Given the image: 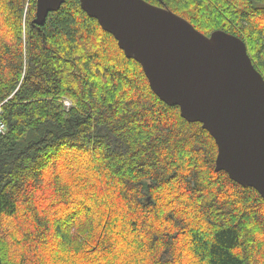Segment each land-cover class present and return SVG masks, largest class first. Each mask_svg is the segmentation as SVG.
<instances>
[{"label": "trees", "instance_id": "1", "mask_svg": "<svg viewBox=\"0 0 264 264\" xmlns=\"http://www.w3.org/2000/svg\"><path fill=\"white\" fill-rule=\"evenodd\" d=\"M242 38L264 76V0H147ZM0 0V264H264V198L80 0L33 25Z\"/></svg>", "mask_w": 264, "mask_h": 264}, {"label": "water", "instance_id": "2", "mask_svg": "<svg viewBox=\"0 0 264 264\" xmlns=\"http://www.w3.org/2000/svg\"><path fill=\"white\" fill-rule=\"evenodd\" d=\"M65 0H37L43 25ZM87 14L143 67L151 89L183 118L200 122L224 170L264 198V76L245 41L225 30L206 35L185 17L147 0H80Z\"/></svg>", "mask_w": 264, "mask_h": 264}, {"label": "built area", "instance_id": "3", "mask_svg": "<svg viewBox=\"0 0 264 264\" xmlns=\"http://www.w3.org/2000/svg\"><path fill=\"white\" fill-rule=\"evenodd\" d=\"M3 103L4 102L0 103V134H5L8 130V126L4 118Z\"/></svg>", "mask_w": 264, "mask_h": 264}, {"label": "rangeland", "instance_id": "4", "mask_svg": "<svg viewBox=\"0 0 264 264\" xmlns=\"http://www.w3.org/2000/svg\"><path fill=\"white\" fill-rule=\"evenodd\" d=\"M156 5H158V4H156Z\"/></svg>", "mask_w": 264, "mask_h": 264}]
</instances>
